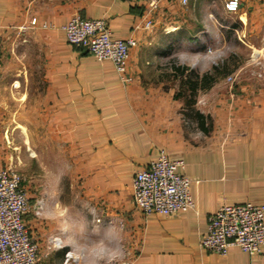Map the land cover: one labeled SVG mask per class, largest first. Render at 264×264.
<instances>
[{"label": "crops", "instance_id": "crops-1", "mask_svg": "<svg viewBox=\"0 0 264 264\" xmlns=\"http://www.w3.org/2000/svg\"><path fill=\"white\" fill-rule=\"evenodd\" d=\"M149 1L0 0V166H17L23 138L32 162L25 221L38 264H115L116 254L121 264H264V245L254 255L201 244L222 203L264 204V99L250 102L249 120L204 130L185 112L190 98L179 88L188 83L180 84L177 62L165 61L166 44H157L164 24L194 25L203 8L225 0H158L153 29L145 26ZM240 3L241 25L264 26V0ZM75 15L107 17L113 37L137 39L129 81L111 60L68 42L62 26ZM199 102L208 111L205 91ZM162 150L183 160L178 170L190 178L195 206L145 215L134 203V177Z\"/></svg>", "mask_w": 264, "mask_h": 264}, {"label": "built area", "instance_id": "built-area-1", "mask_svg": "<svg viewBox=\"0 0 264 264\" xmlns=\"http://www.w3.org/2000/svg\"><path fill=\"white\" fill-rule=\"evenodd\" d=\"M158 3L149 1L145 21L148 28L154 25L152 16ZM240 5V0L224 1L228 13H236ZM62 28L68 42L85 47L99 60H111L125 82L131 79L126 71L131 49L137 45L135 37H113L107 17L75 15ZM181 165L183 160L172 159L162 150L146 168L136 172L134 203L142 213L172 215L194 208L190 178L178 170ZM31 207L23 175L15 168L0 166V264H38L39 243L25 221ZM40 209L41 204L36 212ZM201 244L221 254L233 246L259 254L264 245V204L222 203L209 216L208 231Z\"/></svg>", "mask_w": 264, "mask_h": 264}, {"label": "rangeland", "instance_id": "rangeland-1", "mask_svg": "<svg viewBox=\"0 0 264 264\" xmlns=\"http://www.w3.org/2000/svg\"><path fill=\"white\" fill-rule=\"evenodd\" d=\"M208 9L203 8L199 14H195L199 20L194 25H180L179 30L165 31L171 30L172 26L167 29L164 24L159 31L160 41L157 44H166L164 50L169 57L165 56V61L173 58L180 67L185 68V73L180 75V84L183 80H189L190 76L194 80L196 75L202 77L205 73H213L214 66L220 67L222 72L213 73L211 85L205 90L196 89L192 94L190 90L179 88L180 94L190 98L189 106L186 104L184 108L190 119H195L197 114L203 115L209 130L214 134L221 129L219 122L225 119L230 124L236 118L243 119V122L249 120L252 108L250 102L257 97L264 99V26L241 25L238 13H228L222 3ZM200 20H204L205 25ZM181 30L182 34L175 36V32ZM186 68H189L188 71ZM202 91H205L210 101L207 107L208 111L211 109L209 112L201 113L204 104H198V97ZM222 102L227 103L226 106ZM224 108L227 109L226 113ZM17 145L25 153L14 159V164L18 166L14 168L23 175L25 184V178L32 174V162L26 153L23 138H18ZM35 171L40 173V169ZM99 248L103 250L101 244ZM115 250V253L118 252L117 248ZM114 257L115 264H121V256L116 254ZM99 258H103L101 254Z\"/></svg>", "mask_w": 264, "mask_h": 264}, {"label": "trees", "instance_id": "trees-1", "mask_svg": "<svg viewBox=\"0 0 264 264\" xmlns=\"http://www.w3.org/2000/svg\"><path fill=\"white\" fill-rule=\"evenodd\" d=\"M73 45L76 46L77 48L83 50L86 53H90L83 46L76 45V44H73ZM173 61L176 62V60H173ZM173 66H174L176 72H178L179 75L185 73V68L184 67H182V66L180 67L179 65L175 66L174 63H173ZM219 70H220V72H222L220 67L214 66L213 73L216 74ZM213 73H205V74H203L202 77L196 75V78L194 80L190 79L191 78V76H190L189 80L185 81L186 83H188V88L186 90H190L192 92V94H194L193 91H195L196 89H199V88H202V87H205V88L209 87L211 85L210 83L212 82V79H213V75H214ZM196 116L200 119V125L203 127V129L206 130V131L209 130V126H205L206 121L204 120L205 119L204 116L201 115V114H197Z\"/></svg>", "mask_w": 264, "mask_h": 264}]
</instances>
